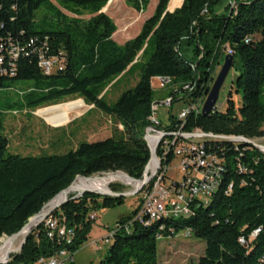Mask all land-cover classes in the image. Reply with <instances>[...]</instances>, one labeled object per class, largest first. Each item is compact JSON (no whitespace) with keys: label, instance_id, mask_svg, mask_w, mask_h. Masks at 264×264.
<instances>
[{"label":"trees","instance_id":"16d2710c","mask_svg":"<svg viewBox=\"0 0 264 264\" xmlns=\"http://www.w3.org/2000/svg\"><path fill=\"white\" fill-rule=\"evenodd\" d=\"M54 1L65 7L91 8L90 18H68L51 0H0V45L19 49L13 75L5 61L0 65L7 70L0 73V88L7 81L33 80L35 88L47 95L29 93L28 106L39 107L41 102L74 96L115 118L122 128L106 139L80 142L64 154L24 157L5 155L8 141L0 135V240L19 232L77 176L123 172L141 179L150 157L144 129L155 102L152 79L168 78L164 79L168 84L180 86L170 93L176 101L196 85L195 95L205 93L223 62L225 45L232 50L233 60L238 58L234 85L242 93L241 105L235 111L228 99L225 112L207 116L199 113L190 118L185 129L252 141L264 138V104L260 100L264 86V0H236L235 14L226 6L228 16L214 10L224 0H157L138 34L122 45L113 39V20L101 12L109 0ZM125 3L140 11L149 0ZM167 7L174 11L167 12ZM30 41L33 44L29 45ZM44 44L48 55L64 54L62 71L42 74L36 54ZM136 68L140 72L136 85L124 91L114 104H107L103 91ZM208 144L223 158L213 195L204 204L190 203V215L179 219L143 225L133 222V210L118 220V229H110V246L99 264H157V241L186 230L205 243L197 264H259L264 259V152L243 141L211 139ZM75 195L70 194L52 213L63 218L73 231L70 243L48 238L39 224L7 264H34L60 250L74 256L88 240L93 224L89 214L123 202V198L88 192L71 199ZM254 231L258 233L248 243Z\"/></svg>","mask_w":264,"mask_h":264},{"label":"rangeland","instance_id":"374dc122","mask_svg":"<svg viewBox=\"0 0 264 264\" xmlns=\"http://www.w3.org/2000/svg\"><path fill=\"white\" fill-rule=\"evenodd\" d=\"M51 2L68 18L83 20L90 18L91 8L73 5L65 7L58 5L54 0H51ZM156 3L157 0H149L148 5L140 11L130 7L125 3V0H114L107 4L101 12L109 16L116 26L114 41L122 45L137 35L144 20L152 15ZM226 6H228L227 2L222 1L214 8L215 13L228 16L229 10L225 9ZM50 16L51 14H48L47 17L50 18ZM233 61L234 66L230 69L219 91L216 103L217 112H225L228 99L233 102L235 111L241 105L242 93L241 91L237 92L234 85L238 58H234ZM222 63L218 67L217 73ZM139 75V69L136 68L114 85L108 86L102 93L107 104H114L124 91L133 88L139 80ZM168 83V80H164L160 84L152 79L153 100L155 101L153 105L171 98L172 102L175 101L172 115L177 116L180 110L187 107L188 103L178 101L180 99L176 101L175 96L171 97L170 93L178 91L180 86H172ZM34 84L35 81L33 80H13L5 82L4 87L0 88V135L6 137L8 141L5 155L24 157L64 154L75 149L80 142H96L114 136L121 131L122 127L115 118L104 115L92 106L86 105L83 99H75L74 96L41 102L39 104L40 108L28 106L29 93L32 92L38 97L47 95L35 88ZM260 100L264 104V86L261 88ZM50 102L59 103L45 106ZM160 109L157 118L162 125L169 127L171 124L169 111L165 108ZM253 141L264 146V138L254 139ZM176 163H171L170 168L172 171H169L167 175L179 181L180 175L173 169ZM96 176L103 178L105 174L94 175L91 178ZM149 180L146 184L151 182ZM106 187L114 192H133L135 190L134 186L127 185L122 181H113ZM81 191L83 189L71 192V194L80 193ZM139 193L140 191L133 196L123 198L120 205L94 211L97 218L93 221L88 236L89 241L87 240L74 253V260L71 264H99V261L107 254L110 244L108 242L99 244L100 248L96 249L95 244L90 241L93 239L92 236L99 235L100 237L101 234L104 237L107 236L110 229L116 225L120 218L129 215L133 210H137L141 201ZM184 233V231H180L174 237L161 238L157 241V264H197L198 259L203 255L205 243L194 237L186 239L183 237ZM22 239H17L18 247ZM2 240H6V237H2L1 242ZM17 253L18 250L11 252L7 263Z\"/></svg>","mask_w":264,"mask_h":264},{"label":"built area","instance_id":"2783aa9c","mask_svg":"<svg viewBox=\"0 0 264 264\" xmlns=\"http://www.w3.org/2000/svg\"><path fill=\"white\" fill-rule=\"evenodd\" d=\"M229 6L230 12L236 13V0H224ZM33 44L32 41L29 45ZM49 49L44 44L37 50L38 65L41 72L45 76H49L57 71H62L65 67V57L61 52L59 55H48ZM224 55H229L228 48H223ZM19 49L9 45L4 47L0 45V65L6 62L9 67L10 74L13 75L15 70V61L18 57ZM218 68L212 75V79L208 90L205 93L194 94L197 90H186L184 98L178 101L188 103L186 108L180 110L177 116L172 115L175 102L168 103L165 108L169 111L170 126H164L157 118V114L161 109L150 111L146 119L147 125L144 129L148 135V140L154 145V169L148 184L140 190V203L137 207L133 222H139L146 225L149 219L155 216H170L174 219L188 217L190 215L189 204L193 201H199L204 204L210 198L216 182V172L219 168H223V158L211 151L208 141L211 138L203 136V132L199 129L187 130L185 126L190 123V118L201 113L202 106L207 97L208 91L216 77ZM7 70L1 68L0 73L6 74ZM164 79L155 78L154 80L162 84ZM199 80V77H198ZM217 140V139H213ZM223 140V139H220ZM230 142H238L239 140H227ZM176 163L173 168L180 175V180L169 177L167 174L172 171L171 163ZM169 180V182H167ZM97 215L95 212L89 214V220L95 221ZM43 230L48 238L57 241H63L69 244L73 231L65 225V220L60 216H49L42 223ZM127 224L126 226L130 225ZM125 226V227H126ZM114 231L118 226L113 227ZM112 228V229H113ZM258 231H254L248 240L250 243L257 235ZM113 236V231L109 232L104 242H109ZM183 237L188 239L191 232L186 230ZM240 243H246L243 238L239 239ZM73 256L66 250H60L50 257H41L34 264H71ZM259 264H264V259H260Z\"/></svg>","mask_w":264,"mask_h":264},{"label":"water","instance_id":"95a60500","mask_svg":"<svg viewBox=\"0 0 264 264\" xmlns=\"http://www.w3.org/2000/svg\"><path fill=\"white\" fill-rule=\"evenodd\" d=\"M109 1H108V3H109ZM182 2H183V0H182ZM166 11L167 12H173V11H169L168 8ZM232 66H233V57L229 56V55H225L223 58V63L220 67V70L217 73V75H216V77H215V79H214V81H213V83H212V85L208 91L205 102L202 106L201 114L203 116H207L213 112H216V103L218 100L220 88H221L227 74L229 73L230 69L232 68ZM203 136L207 137V138H211V139L243 141L244 143L249 144L252 147L259 149V150L264 152V146L263 145L257 144L256 142L249 140V139H246L244 137L214 136L212 134H203ZM146 145H147V148L149 150L150 157H149V160H148V162L144 168L141 179H139V180L133 179L123 172L108 173V174H120L121 176L128 178L133 182H136V185L134 186L135 190L133 192H114V191L110 190L109 188L99 189V190H83L80 193L79 192L76 193V195L73 196L71 199H77V198L81 197L82 194L85 192L93 193V194L100 195L103 197H112V198H125V197H129V196H133V195L137 194L142 189V187L148 182V180L151 177L150 165L152 163V160L154 159L155 153H154V149L150 145H148L147 143H146ZM91 177L77 176L75 178V180L71 183V185L67 189L61 191L54 199H52L50 202H48L38 214H36L32 218H30L28 220L27 224H25L19 232L15 233L9 237H6V240L9 241L10 243H14L21 236L25 235L21 241L19 248H18V253H19L21 251L23 244L25 243L26 236L33 229H35L39 224H41L44 220H46L49 216H51L54 211L58 210V208L60 206H62L68 200V196L70 195L69 192L71 189L74 188L75 181L78 179H85L86 180V179H89ZM0 245H1V240H0ZM10 253L11 252H8L6 254L4 261L0 262V264H6L7 263L9 256H10Z\"/></svg>","mask_w":264,"mask_h":264},{"label":"bare ground","instance_id":"6f19581e","mask_svg":"<svg viewBox=\"0 0 264 264\" xmlns=\"http://www.w3.org/2000/svg\"><path fill=\"white\" fill-rule=\"evenodd\" d=\"M229 54H231V56H233V52L232 50L228 49ZM172 102V99H167V100H163L160 103H157V105H152V107L150 108V111H156L160 108H167L168 107V103ZM154 104V103H153ZM146 142L148 145H150L152 147V143L150 142V140H148V135L146 134L145 136ZM240 142V141H238ZM154 149V145L152 147ZM154 161L152 160V163L150 165V171H152L154 169ZM219 172H220V168L219 171L216 172V182H215V187H213V191L212 193H210V197L213 195V193L217 190L218 184H219ZM113 181H122L124 183H126L127 185H132L135 186L136 182L131 181L128 178H125L123 176H121L120 174H105V176L103 178H100L99 176H96L95 178H89V179H78L75 181L74 183V188L70 190L69 194H71V192H77L80 190H96V189H107V185ZM209 199V198H208ZM206 202V201H205ZM166 218H174V217H170V216H155L152 219H149V222H154L160 219H166ZM25 235L21 236L20 238H23ZM19 238V239H20ZM18 239V240H19ZM16 240L14 243H10L7 240H2L1 242V247H0V262H3L5 259V256L8 252H14L16 250H18V245H17V241Z\"/></svg>","mask_w":264,"mask_h":264},{"label":"crops","instance_id":"0c3cea01","mask_svg":"<svg viewBox=\"0 0 264 264\" xmlns=\"http://www.w3.org/2000/svg\"><path fill=\"white\" fill-rule=\"evenodd\" d=\"M114 35H115V33H114ZM114 35H113V37H114ZM33 156H38V155H33ZM105 237H107V236H105ZM105 237L103 234H101L100 237H99V235H95V236H92L93 239L90 241H91V243L95 244L96 249H99L100 248L99 244H105V242H104Z\"/></svg>","mask_w":264,"mask_h":264}]
</instances>
